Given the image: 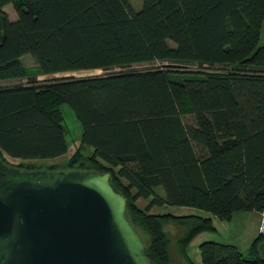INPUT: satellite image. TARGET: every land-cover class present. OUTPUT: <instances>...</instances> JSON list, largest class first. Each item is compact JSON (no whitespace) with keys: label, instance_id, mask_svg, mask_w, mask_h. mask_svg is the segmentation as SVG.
Masks as SVG:
<instances>
[{"label":"trees","instance_id":"16d2710c","mask_svg":"<svg viewBox=\"0 0 264 264\" xmlns=\"http://www.w3.org/2000/svg\"><path fill=\"white\" fill-rule=\"evenodd\" d=\"M132 1L0 0V160L21 171L109 172L149 263L173 264L163 226L174 222L192 264L187 246L214 230L211 218L153 208L227 221L264 211V0H142L137 10ZM141 64L152 66L127 70ZM92 70L102 73L37 79ZM62 105L80 123L79 144L61 164H32L68 153ZM262 242L258 232L249 255L203 242L200 260L264 264Z\"/></svg>","mask_w":264,"mask_h":264},{"label":"water","instance_id":"95a60500","mask_svg":"<svg viewBox=\"0 0 264 264\" xmlns=\"http://www.w3.org/2000/svg\"><path fill=\"white\" fill-rule=\"evenodd\" d=\"M111 174L0 160V264H150ZM264 262V242L258 245Z\"/></svg>","mask_w":264,"mask_h":264},{"label":"rangeland","instance_id":"374dc122","mask_svg":"<svg viewBox=\"0 0 264 264\" xmlns=\"http://www.w3.org/2000/svg\"><path fill=\"white\" fill-rule=\"evenodd\" d=\"M142 0H134L131 2L134 9H139ZM4 11L11 20L15 19V13L13 8L8 5L4 8ZM264 43V24L262 27L260 35V45ZM22 62L26 67H31L34 65L33 59L29 55L22 57ZM151 64H141L132 66L131 69L127 70H145L151 68ZM102 72L99 70L92 71H80L74 73L58 74L53 76H39L38 80H44L53 77H63V76H74V77H88L99 75ZM20 84L19 81H9L5 82L4 86ZM61 111L64 118V126L69 130L67 135L68 142V153L56 160L47 161H37L31 162L32 164L38 166H49L52 164H61L66 161L74 149L80 142L82 129L80 123L75 118L73 112L67 105H62ZM92 150L90 148H85L84 153L89 154ZM147 204L146 200L140 199L138 205L143 207ZM153 214H170L178 217L185 216H199L203 218H211L212 225L214 227L213 231L202 232L196 235L187 246V255L192 262V264H202L200 260V253L198 246L203 242H217L223 244H230L237 248L238 251L244 255H249L251 253V244L256 238L259 232V226L261 223V214L257 212H242L234 214L230 220H219L218 218L212 216V214L190 207H155L151 210ZM163 230L170 242L169 252L170 258L173 264H186L178 252V240L184 233L185 229L179 226L177 223L169 222L164 224Z\"/></svg>","mask_w":264,"mask_h":264},{"label":"built area","instance_id":"2783aa9c","mask_svg":"<svg viewBox=\"0 0 264 264\" xmlns=\"http://www.w3.org/2000/svg\"><path fill=\"white\" fill-rule=\"evenodd\" d=\"M261 214V223L259 226V233H261L264 236V211Z\"/></svg>","mask_w":264,"mask_h":264}]
</instances>
